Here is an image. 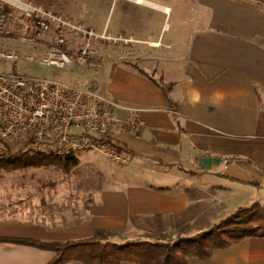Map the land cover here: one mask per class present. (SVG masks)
I'll return each mask as SVG.
<instances>
[{"label": "crops", "instance_id": "crops-1", "mask_svg": "<svg viewBox=\"0 0 264 264\" xmlns=\"http://www.w3.org/2000/svg\"><path fill=\"white\" fill-rule=\"evenodd\" d=\"M0 1L8 8L47 4ZM100 1L113 13L111 24H95L86 0H71L67 9L111 35L112 56L82 70L83 85L117 104L122 122L131 109L140 111L139 132L124 125L115 133L131 162L111 179L82 183L90 194L83 205L68 198L70 183L56 184L44 207L0 215V238L65 243L101 233L117 243H169L208 231L250 205L254 190L264 192V0ZM75 65L72 79L81 72ZM202 159L220 162L203 168ZM55 256L0 242V264H49ZM190 262L264 264V238Z\"/></svg>", "mask_w": 264, "mask_h": 264}, {"label": "built area", "instance_id": "built-area-1", "mask_svg": "<svg viewBox=\"0 0 264 264\" xmlns=\"http://www.w3.org/2000/svg\"><path fill=\"white\" fill-rule=\"evenodd\" d=\"M11 4L24 13L39 38L50 36L45 40L46 52L40 59L30 56L24 60H39L40 65L56 69L78 63L93 70L100 68L95 43L111 39L108 35L32 4L21 1ZM6 26V15L0 14V34H4ZM54 27L61 32H75L78 38H83V44L74 49L70 38L55 33ZM0 59L21 60L14 52H0ZM117 108L112 100L96 94L88 85L80 87L46 78L0 73V159L18 146L29 154L76 157L90 153L116 166L129 165L131 156L117 150L115 133L124 125L139 132L141 115L139 110L131 109L128 120L122 122L117 117Z\"/></svg>", "mask_w": 264, "mask_h": 264}, {"label": "rangeland", "instance_id": "rangeland-1", "mask_svg": "<svg viewBox=\"0 0 264 264\" xmlns=\"http://www.w3.org/2000/svg\"><path fill=\"white\" fill-rule=\"evenodd\" d=\"M46 1L47 4H41L42 6L34 5V7H41L44 11L51 12L57 17H62L73 23L75 22L77 25L81 24L88 27V24L77 21L74 14L68 11L67 3L71 2V0ZM74 1L79 2L80 0ZM98 1L99 0H86L84 6L86 9L84 10L88 15L94 18L93 21L95 24L99 26L104 25L106 22L111 24L112 11H109L106 6L103 5L105 1H100L99 6ZM1 3L2 1H0V14L6 15L7 26L4 34H0V52H14L20 56L21 60H0V73L46 78L82 87L84 82L87 81L86 78H88V74L82 73V70L86 71L87 68L81 63L75 65L76 69L81 70V72L75 76L76 78L72 79L70 73L74 70V65L67 66L65 69H56L40 65L37 62L39 60L34 62L24 60L30 56L40 59L46 52L45 40L47 41L50 36L43 35V37L39 38L36 35L35 29L27 23V19L23 12L14 7L8 8L5 4L1 7ZM3 11H7L8 13H4ZM83 16L86 17L85 14H82V17ZM53 31H55V33H64L66 37L70 38L69 43L72 44L74 49L81 47L83 44V38H78L79 36L77 37L74 34L75 32L69 30L61 32L55 27ZM107 35L111 38L110 34ZM29 40H33L34 42H29ZM112 42L111 39H100L95 43L99 58L102 62L107 56H112ZM14 149L19 151L18 146ZM76 157L80 163L70 173H65L57 167L49 169L41 168L27 172L15 171L8 173L0 171V215L3 217H18L20 214L19 209L24 205H29L30 208L44 207L52 191L54 192L56 190V184L64 186L66 183H70L67 185L70 188L68 191L72 196L68 198H72L74 201L77 200L75 204L83 205L86 203L87 199H90V194L87 195V193H84V189L80 188L82 183H95L96 181L102 180L103 177L105 179H111L112 176L118 173H113L115 169L119 170L125 167L111 164L96 154L88 153ZM102 166H105V168ZM251 194L252 203L258 202L264 204V192L254 190Z\"/></svg>", "mask_w": 264, "mask_h": 264}, {"label": "trees", "instance_id": "trees-1", "mask_svg": "<svg viewBox=\"0 0 264 264\" xmlns=\"http://www.w3.org/2000/svg\"><path fill=\"white\" fill-rule=\"evenodd\" d=\"M8 13L7 11H3ZM119 152L125 147L118 146ZM129 153V152H128ZM75 156L57 157L44 154H29L24 149L9 151L0 159V171L12 173L27 172L41 168L57 167L70 173L79 165ZM257 189L262 186L251 183ZM248 238H264V204L254 202L241 207L234 213L213 225L208 231L194 237L181 238L169 243L128 241L117 243L104 241L102 234L88 239L65 243L38 242L30 239H3L0 242L21 244L53 251L56 256L49 264H191V259H209L217 250L226 249Z\"/></svg>", "mask_w": 264, "mask_h": 264}, {"label": "water", "instance_id": "water-1", "mask_svg": "<svg viewBox=\"0 0 264 264\" xmlns=\"http://www.w3.org/2000/svg\"><path fill=\"white\" fill-rule=\"evenodd\" d=\"M212 162L219 163L220 160L219 159H202L201 160V166L203 168H210Z\"/></svg>", "mask_w": 264, "mask_h": 264}]
</instances>
